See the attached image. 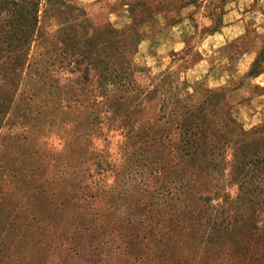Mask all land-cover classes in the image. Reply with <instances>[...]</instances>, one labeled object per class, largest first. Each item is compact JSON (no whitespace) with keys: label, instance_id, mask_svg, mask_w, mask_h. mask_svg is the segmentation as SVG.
Instances as JSON below:
<instances>
[{"label":"rangeland","instance_id":"obj_1","mask_svg":"<svg viewBox=\"0 0 264 264\" xmlns=\"http://www.w3.org/2000/svg\"><path fill=\"white\" fill-rule=\"evenodd\" d=\"M67 2L0 53V264H264V0Z\"/></svg>","mask_w":264,"mask_h":264},{"label":"trees","instance_id":"obj_2","mask_svg":"<svg viewBox=\"0 0 264 264\" xmlns=\"http://www.w3.org/2000/svg\"><path fill=\"white\" fill-rule=\"evenodd\" d=\"M68 0H0V10L8 9L12 5L13 10H17L14 7L20 2L21 7L18 10V18L23 22L21 30L17 38L11 33L10 36L0 39V53H4L7 57H12L18 60L19 53L27 54L29 49V43L35 39V32L44 24L45 26H54V31L51 37L49 35L43 37V41L61 40L65 44V41H71V36L68 34L69 29L79 18L72 14V9L77 10L78 8L70 5ZM42 2H44L43 15L40 17L39 11L41 10ZM12 3V4H10ZM68 8L70 11H64ZM81 12H78L80 14ZM16 14V13H15ZM42 22V24H40ZM15 23V22H13ZM54 37V38H53ZM70 45V44H69ZM68 45V46H69ZM67 46V47H68ZM0 69L3 74V78L7 77L4 81L5 85L9 82L11 85L12 77L8 78V75L4 74L5 67L4 62L0 64ZM11 91V86L9 88ZM2 117H0L1 120Z\"/></svg>","mask_w":264,"mask_h":264}]
</instances>
